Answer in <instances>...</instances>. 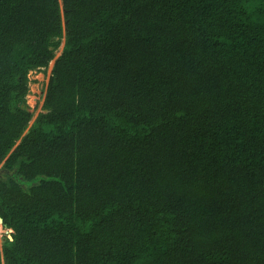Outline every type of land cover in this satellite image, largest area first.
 I'll return each instance as SVG.
<instances>
[{
	"label": "trees",
	"instance_id": "16d2710c",
	"mask_svg": "<svg viewBox=\"0 0 264 264\" xmlns=\"http://www.w3.org/2000/svg\"><path fill=\"white\" fill-rule=\"evenodd\" d=\"M0 219V264H264V0H0Z\"/></svg>",
	"mask_w": 264,
	"mask_h": 264
},
{
	"label": "rangeland",
	"instance_id": "374dc122",
	"mask_svg": "<svg viewBox=\"0 0 264 264\" xmlns=\"http://www.w3.org/2000/svg\"><path fill=\"white\" fill-rule=\"evenodd\" d=\"M63 50V44L59 48L56 54V58L59 57ZM54 65V61L49 65L46 72L42 70L33 71L29 75L30 79V92L25 102L21 104V107L25 111L32 113L33 118L30 122V126L39 115L43 112V103L45 98L46 88L49 82L51 71ZM7 235V230L0 224V240L2 241L3 236Z\"/></svg>",
	"mask_w": 264,
	"mask_h": 264
},
{
	"label": "water",
	"instance_id": "95a60500",
	"mask_svg": "<svg viewBox=\"0 0 264 264\" xmlns=\"http://www.w3.org/2000/svg\"><path fill=\"white\" fill-rule=\"evenodd\" d=\"M2 223H3V220L0 219V224L2 225ZM2 226H3V225H2ZM12 233H13V230H11V229H8V230H7L8 238H9L11 241H13Z\"/></svg>",
	"mask_w": 264,
	"mask_h": 264
}]
</instances>
